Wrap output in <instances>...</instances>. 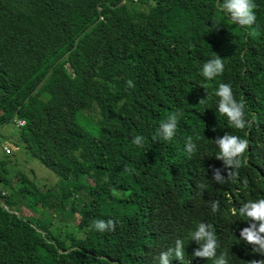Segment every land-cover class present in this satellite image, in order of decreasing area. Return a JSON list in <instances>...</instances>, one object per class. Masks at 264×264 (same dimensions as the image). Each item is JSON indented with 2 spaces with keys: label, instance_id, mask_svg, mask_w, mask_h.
<instances>
[{
  "label": "trees",
  "instance_id": "obj_1",
  "mask_svg": "<svg viewBox=\"0 0 264 264\" xmlns=\"http://www.w3.org/2000/svg\"><path fill=\"white\" fill-rule=\"evenodd\" d=\"M254 2L256 22L242 28L218 0H140L142 9L133 0H0V130L16 128L15 144L60 187L40 185L31 170H17L16 185L0 172V264H160L176 239L186 241L185 259L169 264H211L187 242L196 221L213 226L229 264L264 259L233 215L264 198V0ZM216 55L224 72L207 81L200 70ZM220 83L245 103L251 127L232 129L217 112ZM205 91L212 98L201 105ZM176 111L175 137L154 140ZM226 132L248 148L236 181L219 185L212 140ZM198 183L207 184L202 196ZM97 219H113L115 231L91 229Z\"/></svg>",
  "mask_w": 264,
  "mask_h": 264
},
{
  "label": "clouds",
  "instance_id": "obj_2",
  "mask_svg": "<svg viewBox=\"0 0 264 264\" xmlns=\"http://www.w3.org/2000/svg\"><path fill=\"white\" fill-rule=\"evenodd\" d=\"M218 7L220 11L231 21L232 24L238 25L242 28H251L256 22L255 9L257 8L254 0H218ZM224 72V61L216 55L207 60L201 70L200 75L207 81H213ZM128 88H134V82L129 79L126 81ZM203 87V86H201ZM206 93V97L199 100V104L203 105L206 100L212 97ZM214 96L217 98V112L220 116L227 119L228 126L235 130L243 131L246 127H251L252 121L245 117V103L238 101L233 93L232 87L228 83H220L218 88L214 91ZM182 112L176 111L170 113L165 120H163L159 128L156 130L154 140L159 138L164 142L171 141L177 132L179 118ZM255 117H253V121ZM215 131V128H213ZM199 137H197V140ZM144 137L137 135L133 138L132 144L137 147H143ZM218 151L215 153V158L223 162L222 168L212 169V181L219 185L227 183L229 180L236 181L239 175L238 170L243 166V155L248 148V140L240 136L225 133L222 137H216L212 140ZM185 153L189 156L197 151V145L193 141L192 136L186 138ZM129 169L125 167L124 171ZM226 172L227 175L222 173ZM245 183H247L245 181ZM197 194L203 195L207 189V184H196ZM213 213L219 211L220 203L218 200H211L209 202ZM239 215L248 222V226L240 230V238L248 245L252 246V251L264 257V198L248 200L239 207L238 213L233 209V215ZM117 222L113 219L107 221L97 219L93 221L90 226L91 229L100 232H113L116 229ZM187 242L194 241L198 246L193 250L194 258H201L210 261L211 264H229L228 251H222L218 254L220 248L217 235L213 230V226L203 221H196L192 230L187 234ZM184 239H176L173 246L168 247L165 251H161L156 257L160 264H169L171 258L175 257L178 260L184 261ZM248 264H264V259L252 260Z\"/></svg>",
  "mask_w": 264,
  "mask_h": 264
},
{
  "label": "rangeland",
  "instance_id": "obj_3",
  "mask_svg": "<svg viewBox=\"0 0 264 264\" xmlns=\"http://www.w3.org/2000/svg\"><path fill=\"white\" fill-rule=\"evenodd\" d=\"M137 9H142L143 4L140 3V0H133L132 3ZM143 10H145L143 8ZM16 128L7 125L0 130V172H5L4 176L8 177L17 172V170H23L25 172H29L30 177L38 180L40 185L46 184L47 186H52L54 192L59 193L60 187L57 186L56 176L53 175L49 170L45 169L43 165H41L36 159L31 158L30 155L18 144H15V141L18 142V134L16 133ZM3 145H9V147L13 149V151H9L6 155L2 151ZM5 160L7 161L5 163ZM16 175H13V182L16 185ZM4 187V184L0 183V189ZM5 191V190H4ZM120 193L115 192V195L118 196ZM103 198L106 196L103 195ZM46 212H49L51 215H54V211L51 209H47ZM27 215H30V211H26ZM42 215L39 214L38 218L42 219ZM53 221H56L54 217H52ZM79 225L83 224V221L76 222Z\"/></svg>",
  "mask_w": 264,
  "mask_h": 264
},
{
  "label": "built area",
  "instance_id": "obj_4",
  "mask_svg": "<svg viewBox=\"0 0 264 264\" xmlns=\"http://www.w3.org/2000/svg\"><path fill=\"white\" fill-rule=\"evenodd\" d=\"M19 123H22V121H19ZM9 149H10L9 145L8 146L7 145H3L2 146V151L4 153H8Z\"/></svg>",
  "mask_w": 264,
  "mask_h": 264
},
{
  "label": "bare ground",
  "instance_id": "obj_5",
  "mask_svg": "<svg viewBox=\"0 0 264 264\" xmlns=\"http://www.w3.org/2000/svg\"><path fill=\"white\" fill-rule=\"evenodd\" d=\"M247 247V246H246ZM247 250V249H246ZM244 256V255H243ZM256 260V259H255Z\"/></svg>",
  "mask_w": 264,
  "mask_h": 264
}]
</instances>
